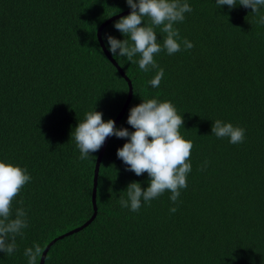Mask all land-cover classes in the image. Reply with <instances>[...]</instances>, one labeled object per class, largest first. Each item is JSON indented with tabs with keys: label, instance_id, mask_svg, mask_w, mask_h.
<instances>
[{
	"label": "trees",
	"instance_id": "16d2710c",
	"mask_svg": "<svg viewBox=\"0 0 264 264\" xmlns=\"http://www.w3.org/2000/svg\"><path fill=\"white\" fill-rule=\"evenodd\" d=\"M180 2L192 8L173 24L180 51L169 55L154 26L158 68L144 71L139 54L129 61L108 50L105 34L132 44L114 27L130 12L110 20L131 9L126 0H0V162L31 177L10 217L22 208L27 227L0 264H28L27 248L52 241L44 264H264V5L252 13L239 0ZM119 67L132 97L116 128L135 131L129 110L149 99L183 117L191 171L175 204L165 190L136 212L121 207L129 183L146 189L150 179L117 157L128 138H108L97 178L101 148L80 159L74 129L85 113L115 121L127 101ZM217 119L244 129L243 142L212 134Z\"/></svg>",
	"mask_w": 264,
	"mask_h": 264
},
{
	"label": "clouds",
	"instance_id": "9594fccd",
	"mask_svg": "<svg viewBox=\"0 0 264 264\" xmlns=\"http://www.w3.org/2000/svg\"><path fill=\"white\" fill-rule=\"evenodd\" d=\"M126 2L132 11L117 20L114 27L124 37H129L132 44H129L128 39L121 41L105 34L108 50L113 56L127 57L129 61L139 54L138 64L141 70L148 71L149 66L158 68L154 54L161 51V45L157 43L154 26H162L161 31L166 34L163 47L167 53H176L180 51L181 46L178 43L179 31L173 24L182 22L185 19L184 14L191 12L192 8L180 0ZM216 3L219 7L227 5L229 8L237 5L236 0H216ZM239 5L250 8L252 13H258L259 6L264 5V0H239ZM144 17L150 19L151 25L143 24ZM260 22L264 23V16ZM183 43L185 49L193 47L187 39ZM163 75V69H159L149 83L153 87H159ZM127 123L135 131L130 132L123 127L116 128L114 120L105 122L102 113L98 111L85 113L84 121L79 122L74 129V139L81 153L80 159H86L90 153L97 152L107 137L128 138L123 147L117 149V157L128 166L126 170L134 172L137 176L146 172L150 179L146 189H142L139 182L129 183L125 190L127 200L120 198L121 207L130 205L131 210L136 212L141 207L142 199L144 202L151 201L165 190L171 191L170 200L175 204L180 196V189L187 187V174L191 171L188 160L193 144L179 131L184 124L183 117L177 114L171 102L149 99L130 108ZM211 132L218 138H230L229 142L232 144L242 143L245 135L244 129L219 119L214 121ZM30 179L26 169L0 162V251L5 254L13 253L16 247L15 237L22 235V229L27 227L24 219L26 213L22 208L16 210L14 219L10 217L12 201ZM176 210V207L170 208L173 213ZM42 251L39 244L27 248L24 255L28 258V264H37Z\"/></svg>",
	"mask_w": 264,
	"mask_h": 264
},
{
	"label": "water",
	"instance_id": "95a60500",
	"mask_svg": "<svg viewBox=\"0 0 264 264\" xmlns=\"http://www.w3.org/2000/svg\"><path fill=\"white\" fill-rule=\"evenodd\" d=\"M131 11H132V9H129V10L124 11V12H121L120 14L114 15L110 20L116 19V18H118V17H120V16H122V15L128 13V12H131ZM110 20H109V21H110ZM99 31H100V30H99ZM98 35H99V39H100V37H101V32H99ZM101 43H102V45H103V42H101ZM105 51H106V49H105ZM106 53L109 55L108 52H106ZM109 57H110V59L113 60V58H112L110 55H109ZM119 71L121 72V74L123 75V77H125V79L128 81V83L130 84V92H129V95H128V98H127V101H126V103H125V105H124L122 111L120 112V114L118 115V117H117L116 120H115V124L118 122V120L120 119V117L123 115L125 109L127 108L128 103H129V101H130V99H131V97H132V85H131V81H130V79L128 78V76H126L125 72H124L120 67H119ZM108 138H109V137L106 138L104 144L102 145L101 150H100V153H99V156H98V159H97L96 169H95V177H96V178H97V173H98V169H99L100 161H101V158H102L103 152H104V150H105V147H106V144H107ZM96 178H95L94 189H93V202H94V203H95V197H96V183H97V182H96ZM80 228H81V227H80ZM80 228L75 229V231H76V230H79ZM53 242H54V241L50 242V243L47 245V247L44 249V251H43V253H42V256H41L40 264H44L45 256H46V254H47V251H48L49 247L53 244Z\"/></svg>",
	"mask_w": 264,
	"mask_h": 264
}]
</instances>
